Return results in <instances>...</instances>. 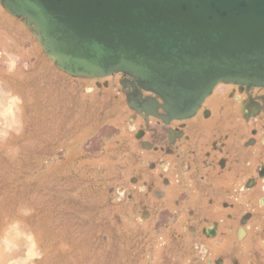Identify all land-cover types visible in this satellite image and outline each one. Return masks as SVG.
Returning <instances> with one entry per match:
<instances>
[{
    "label": "rangeland",
    "instance_id": "1",
    "mask_svg": "<svg viewBox=\"0 0 264 264\" xmlns=\"http://www.w3.org/2000/svg\"><path fill=\"white\" fill-rule=\"evenodd\" d=\"M73 80L0 7V264H195L124 222L116 189L136 155L124 97ZM247 245L241 264L264 252Z\"/></svg>",
    "mask_w": 264,
    "mask_h": 264
},
{
    "label": "flooded vegetation",
    "instance_id": "2",
    "mask_svg": "<svg viewBox=\"0 0 264 264\" xmlns=\"http://www.w3.org/2000/svg\"><path fill=\"white\" fill-rule=\"evenodd\" d=\"M85 82L88 94L124 97L136 148L131 177L116 189L126 224L148 226L150 243L166 237L175 255L193 261L194 250L195 264H241L245 244L264 251V87L218 84L191 117L176 118L127 76ZM248 258L260 264L264 252Z\"/></svg>",
    "mask_w": 264,
    "mask_h": 264
},
{
    "label": "water",
    "instance_id": "3",
    "mask_svg": "<svg viewBox=\"0 0 264 264\" xmlns=\"http://www.w3.org/2000/svg\"><path fill=\"white\" fill-rule=\"evenodd\" d=\"M0 7L58 72L127 76L176 118L191 117L218 84L264 87V0H0Z\"/></svg>",
    "mask_w": 264,
    "mask_h": 264
},
{
    "label": "bare ground",
    "instance_id": "4",
    "mask_svg": "<svg viewBox=\"0 0 264 264\" xmlns=\"http://www.w3.org/2000/svg\"><path fill=\"white\" fill-rule=\"evenodd\" d=\"M41 154V153H40Z\"/></svg>",
    "mask_w": 264,
    "mask_h": 264
}]
</instances>
